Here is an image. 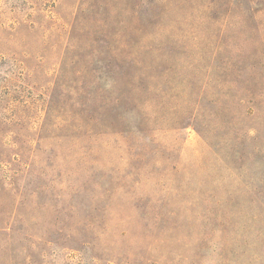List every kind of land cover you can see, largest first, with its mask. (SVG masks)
<instances>
[{"label": "rangeland", "instance_id": "obj_1", "mask_svg": "<svg viewBox=\"0 0 264 264\" xmlns=\"http://www.w3.org/2000/svg\"><path fill=\"white\" fill-rule=\"evenodd\" d=\"M0 264H264V0H0Z\"/></svg>", "mask_w": 264, "mask_h": 264}, {"label": "trees", "instance_id": "obj_2", "mask_svg": "<svg viewBox=\"0 0 264 264\" xmlns=\"http://www.w3.org/2000/svg\"><path fill=\"white\" fill-rule=\"evenodd\" d=\"M125 47H118L113 49L108 55H100L97 60V85L96 92L99 100V108H105L107 98L105 97V91L113 89L116 84L126 74L127 68L125 67L129 61H136L139 58L140 51L132 53L125 51ZM116 52V53H115Z\"/></svg>", "mask_w": 264, "mask_h": 264}]
</instances>
